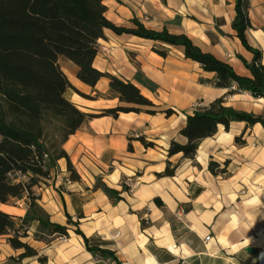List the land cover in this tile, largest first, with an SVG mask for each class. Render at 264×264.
<instances>
[{
  "label": "crops",
  "instance_id": "crops-1",
  "mask_svg": "<svg viewBox=\"0 0 264 264\" xmlns=\"http://www.w3.org/2000/svg\"><path fill=\"white\" fill-rule=\"evenodd\" d=\"M104 5L106 18L116 26L128 28L137 20L150 30L185 34L237 75L250 76L245 63L253 56L231 27L235 0H106ZM248 18L252 28L246 40L261 52L264 64V0H249ZM152 45L105 30L93 66L132 83L153 104L176 114L86 120L62 146L79 179H69L66 159H60L58 179L33 189L37 211L61 226H67L69 215L76 227L67 226L68 236L49 245L31 235L25 241L46 257V264H108L86 250L76 229L91 245L113 251L118 264H264V126L233 122L227 131L219 126L198 143L194 158H168L172 141L185 142L179 131L192 105L213 102L226 90L212 86L214 75L185 59L181 50L169 48L162 58L148 50ZM58 65L71 86L65 98L80 111L98 113L120 104L106 78L89 87L77 80L70 61L60 57ZM224 104L264 117V99L245 92L226 97ZM141 139L154 147L146 148ZM210 161L228 162L227 173L211 174ZM167 162L176 166L174 175L158 177ZM98 183L118 191L122 200L109 198L95 188ZM27 204L23 198L0 204V211L22 218ZM179 208L185 210L180 220ZM19 253L0 236V264H10Z\"/></svg>",
  "mask_w": 264,
  "mask_h": 264
},
{
  "label": "trees",
  "instance_id": "trees-1",
  "mask_svg": "<svg viewBox=\"0 0 264 264\" xmlns=\"http://www.w3.org/2000/svg\"><path fill=\"white\" fill-rule=\"evenodd\" d=\"M105 1L0 0V204L28 199V212L22 218L0 211V236L7 237L12 249L22 251L16 258H11V262L34 258L40 264H46L45 256H40L22 241L31 223L36 222L39 231H48L50 236H67V226L76 227L77 223L69 215L66 216L67 226H61L37 211L33 189L46 187L50 181L53 184L60 159H66L69 179H79L62 146L86 120L102 116L117 118L121 113H161L165 117L176 114L171 108L162 109L153 104L132 83L94 68L97 43L104 38L105 30L158 44L161 49L153 50L162 58L167 56L169 48H177L185 59L198 63L204 72L214 75L216 88L226 90L222 97L186 115L185 125L179 131L185 142L172 141L167 150L168 158L176 154H181L184 159L194 158L198 143L214 136L219 126L225 131L233 122L264 126V117L224 105V99L234 94L230 90L232 84L236 91L264 99L261 52L246 40V31L252 28L248 0H235L231 27L242 46L253 56L249 64L245 63L249 77L237 75L228 63L201 51L185 34H172L166 28L150 30L137 20H132V26L128 28L114 25L106 18ZM60 57L76 67V78L84 85L94 87L101 78H106L120 104L98 113L80 111L65 98V92L71 86L58 65ZM141 141L146 148L154 147L152 143ZM223 164L217 172L220 165L210 161L208 170L213 175L225 174L228 162ZM175 170L176 166L167 162L164 172L157 176L171 177ZM95 188H101L115 201L122 200L118 191L104 184L98 183ZM154 203L161 206L157 199ZM74 233L83 239L88 252L117 263L113 251L91 245L78 229ZM50 242L46 241L47 244Z\"/></svg>",
  "mask_w": 264,
  "mask_h": 264
},
{
  "label": "rangeland",
  "instance_id": "rangeland-1",
  "mask_svg": "<svg viewBox=\"0 0 264 264\" xmlns=\"http://www.w3.org/2000/svg\"><path fill=\"white\" fill-rule=\"evenodd\" d=\"M248 4H249V0H248ZM153 48H156V49H161V46L160 45H158V44H154V45H152V46H148V50L149 51H152V52H154V50H153ZM155 53V52H154ZM212 86H214L215 87V81L213 82V84H212ZM230 90H232V91H234V94H236V93H244V92H239V91H236V86L234 85V84H232L231 85V87H230ZM246 93V92H245ZM233 94V95H234ZM232 96V95H231ZM253 98V97H252ZM203 105H206V104H202V103H200V102H195L193 105H192V109H198V108H202V106ZM225 105V104H224ZM224 164L222 163V164H220V168H218V169H216V171L217 172H219L221 169H222V166H223ZM225 168H226V172H225V174L227 173V170H228V164H227V166H225ZM217 175H223L222 173H218ZM52 183V181H50V183L49 184H51ZM34 192V191H33ZM26 200H27V203H28V199L27 198H25ZM27 206H28V204H27ZM180 210H183L184 212H185V210L183 209V208H179ZM178 209V210H179ZM177 210V211H178ZM177 213V212H176ZM177 218V217H176ZM27 236L25 237V238H23L22 239V241L23 242H25V243H27L25 240H26V238H28L30 235H31V237H32V239L34 240V241H40V242H43V243H45L46 245H49V244H47L46 243V241L47 240H50L51 242L53 241V240H55V239H58V240H63V239H65L67 236H59V235H49V232L48 231H44V232H40L39 231V229H38V224L36 223V222H33V223H31L30 225H29V227L27 228ZM38 236H40L39 238H38ZM6 237V236H5ZM6 240H7V237H6ZM50 242V243H51ZM28 245H30L29 243H27ZM31 246V245H30ZM32 247V246H31ZM33 248V247H32ZM34 249V248H33ZM35 250V249H34ZM37 251V250H36ZM20 253L22 252L21 250L19 251ZM19 253V254H20ZM18 254V255H19ZM18 255H16V256H14V257H11V258H16ZM40 255V254H39ZM40 256H42V255H40ZM98 257V256H97ZM10 258V259H11ZM10 259H9V263L10 264H30V262L32 261V262H38L36 259H34V258H25V259H23V260H21V261H19L18 263H14V262H11L10 261ZM103 260H106L107 261V263L108 264H116V263H114V262H112L111 260H109V259H103ZM39 263V262H38ZM40 264V263H39Z\"/></svg>",
  "mask_w": 264,
  "mask_h": 264
},
{
  "label": "built area",
  "instance_id": "built-area-1",
  "mask_svg": "<svg viewBox=\"0 0 264 264\" xmlns=\"http://www.w3.org/2000/svg\"><path fill=\"white\" fill-rule=\"evenodd\" d=\"M53 178H54V180H57L58 179V174H55L54 176H53ZM65 182L66 183H69V179H66L65 180ZM184 211L183 210H178L177 211V213H176V217L178 218V220H180L181 218H182V216L184 215ZM118 234H115V236H117ZM209 238H206V240H208ZM113 262V261H112ZM115 263V262H114ZM116 264H118V263H116Z\"/></svg>",
  "mask_w": 264,
  "mask_h": 264
}]
</instances>
